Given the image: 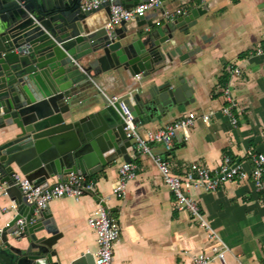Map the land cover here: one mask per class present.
I'll return each instance as SVG.
<instances>
[{"label": "water", "instance_id": "water-1", "mask_svg": "<svg viewBox=\"0 0 264 264\" xmlns=\"http://www.w3.org/2000/svg\"><path fill=\"white\" fill-rule=\"evenodd\" d=\"M84 2L0 0V182L12 210L4 223L8 213L0 212V264H64L56 248L64 233L49 207L27 202L14 174L52 188L71 172L94 176L120 159L132 161L118 105L99 96L75 101L92 89V79L107 73L120 79L138 125L195 101L178 64H190L208 42L200 20L207 0L146 34L144 27L153 26L148 15L108 32L111 3L84 10ZM102 9L107 20L96 17ZM67 264H96L95 255L83 252Z\"/></svg>", "mask_w": 264, "mask_h": 264}, {"label": "crops", "instance_id": "crops-1", "mask_svg": "<svg viewBox=\"0 0 264 264\" xmlns=\"http://www.w3.org/2000/svg\"><path fill=\"white\" fill-rule=\"evenodd\" d=\"M186 1L187 4H184ZM203 0H164L169 8L184 6L190 10ZM209 11L200 20L208 42L190 64H178V73L186 77L194 89L195 101L161 116L157 121L141 124V131L163 128L190 111L215 115L209 123L198 121L189 138L179 133L172 151L152 143L155 153L166 158L174 173L185 175L193 163L212 170L219 168L224 156L251 170L250 152L264 153V58L251 54L264 41V0H207ZM150 31L166 21L160 10L151 11ZM99 20H107L102 9ZM130 22L128 26H133ZM160 25V26H161ZM149 31L142 30L141 34ZM238 69L239 73L234 70ZM227 76L226 84L222 83ZM138 79V78H137ZM107 94L128 96L127 88L113 73L94 79ZM96 85L80 92L75 101L104 98ZM230 87L238 101L234 110L237 124L222 113L226 105L223 90ZM96 106L93 110H98ZM1 143V139H0ZM131 158L139 165L137 177L129 183L126 196L113 195L122 159L106 166L94 176V194L80 199L57 198L49 204L59 229L65 237L56 245L59 256L67 264L83 252L97 250V235L88 225V216L105 204L120 223L121 234L115 245L113 264H192L194 256L212 253V241L206 230L188 210L177 209L174 193L164 182L148 155ZM57 178L51 184L57 183ZM191 195L212 226L230 247L227 264H264V193L257 190L251 178L228 182L216 191L194 189ZM11 203L0 191V212L12 214ZM9 208V209H8ZM11 211V212H10ZM213 264H222L215 260Z\"/></svg>", "mask_w": 264, "mask_h": 264}, {"label": "built area", "instance_id": "built-area-1", "mask_svg": "<svg viewBox=\"0 0 264 264\" xmlns=\"http://www.w3.org/2000/svg\"><path fill=\"white\" fill-rule=\"evenodd\" d=\"M115 1L85 0L82 7L84 10H95L105 3H111L110 19L105 25L108 32L113 31L122 22L133 21L138 17L146 16L151 11L160 10L165 20L183 16L188 11L184 6L174 9L166 7L164 0H149L130 8L122 4L114 3ZM161 23V20L156 21V25L158 26ZM144 30L149 31L150 27L145 26ZM251 54L264 58V41L255 46ZM234 72L239 73V70L235 69ZM137 78L140 79L141 75H137ZM92 82L97 86L93 79ZM98 89L107 99L108 105L116 109V105H118L120 108L121 112H119L125 122L127 136L133 142L134 153L148 155L152 159L164 182L174 193L177 201V209L190 211L193 217L200 223V226L206 230L208 237L212 241V253H200L194 256L192 264H213L215 260H219L222 264H227L226 255L231 252V249L206 218L198 202L191 195V191L194 189L216 191L228 182L251 178L257 190L264 193V153H249L252 161L251 170H247L241 163L232 160L230 156H224L222 163L216 170L193 163L185 175L176 174L173 172L170 162L162 155L155 153L151 144H161L168 152L172 151L174 140L179 133H183L186 138H189L196 123L198 121L209 123L215 115V112L198 113L196 111H190L183 117L165 125L163 128L141 131L139 125L135 122L131 107L126 102L128 96L117 94L109 95L100 87ZM223 92L226 105L221 111L236 125L238 121L234 110L238 108V101L230 87H226ZM138 170L139 165L135 160L132 159L130 162H123L119 168V177L113 186V195L117 197L126 196L129 183L137 177ZM1 178L2 175L0 173V181ZM13 178L15 184L20 186L21 191L26 196L27 202L35 204L38 209L48 207L57 198L68 197L78 200L84 195L94 194L96 190V183L94 181L88 180L86 176L75 172L67 174L63 182L58 183L52 188L35 186L20 173L14 174ZM5 190L6 184L0 182V191L6 195ZM24 223V219L18 221L19 225H24ZM88 225L97 235V250L94 254L95 263L113 264L115 245L121 234L120 223L112 216L107 205L99 204L88 216Z\"/></svg>", "mask_w": 264, "mask_h": 264}, {"label": "trees", "instance_id": "trees-1", "mask_svg": "<svg viewBox=\"0 0 264 264\" xmlns=\"http://www.w3.org/2000/svg\"><path fill=\"white\" fill-rule=\"evenodd\" d=\"M226 82H227V76H224V78L222 79V83L226 84Z\"/></svg>", "mask_w": 264, "mask_h": 264}]
</instances>
